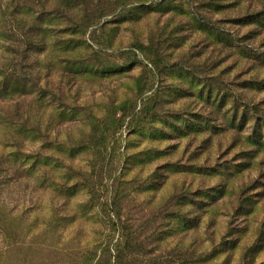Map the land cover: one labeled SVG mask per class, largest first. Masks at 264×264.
Listing matches in <instances>:
<instances>
[{
  "label": "rangeland",
  "instance_id": "1",
  "mask_svg": "<svg viewBox=\"0 0 264 264\" xmlns=\"http://www.w3.org/2000/svg\"><path fill=\"white\" fill-rule=\"evenodd\" d=\"M0 85V264H264V0H0Z\"/></svg>",
  "mask_w": 264,
  "mask_h": 264
},
{
  "label": "trees",
  "instance_id": "2",
  "mask_svg": "<svg viewBox=\"0 0 264 264\" xmlns=\"http://www.w3.org/2000/svg\"><path fill=\"white\" fill-rule=\"evenodd\" d=\"M8 88H9V85L7 86V85H0V94H1V92H7V90H8ZM14 91V88L13 89H11L10 90V92L9 93H11V92H13ZM156 102V99L155 98H145V101L143 102V106H142V108H141V111H140V114H145V116H146V118H145V120H147V122L148 123H152V120H151V117L150 116H147L146 114L147 113H150L153 109V107H154V103ZM260 140L261 139H258V142H260ZM197 170V169H196ZM196 170H194L193 172H197ZM52 191L54 192V194L56 195V196H68V197H70L69 195H71L70 193H67V191L66 192H64V190H61L60 189V187L58 186V185H55V186H53V189H52ZM216 193L218 192V191H215ZM73 194V193H72ZM206 198H209V199H212V198H215L217 195L214 193V194H211V193H209V192H205V193H202ZM119 196H118V194H117V192H115L111 197H110V200H109V206L110 207H112L113 209L115 208V207H117L118 206V202H119ZM114 214V213H113ZM112 214V215H113ZM116 215V214H115ZM110 218V217H109ZM110 220H112V218H110ZM117 220H118V222H120V216H117ZM115 222V221H114ZM2 227L1 228H5L4 227V225H1ZM54 227H55V225H53ZM115 226V225H114ZM53 227V228H54ZM118 231V237L116 238V240L115 241H113L112 240V246L110 247L109 246V249L107 248V250H108V252H109V250H115V252H116V255H117V257H115V258H119V255H120V253L122 252V247H123V245L126 243V242H128L127 241V239H129V236L127 235L128 233L126 232V231H123V229H122V227H120V225L119 224H117L115 227H114V231ZM124 232V233H123ZM121 233V234H120ZM84 264H86L85 262H84ZM89 264V263H88ZM94 264V263H93ZM96 264V263H95ZM97 264H99V263H97Z\"/></svg>",
  "mask_w": 264,
  "mask_h": 264
}]
</instances>
